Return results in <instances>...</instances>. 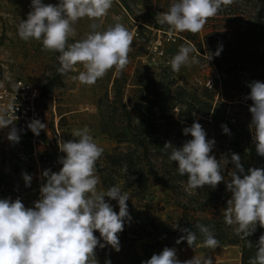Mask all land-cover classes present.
I'll use <instances>...</instances> for the list:
<instances>
[{
    "label": "clouds",
    "instance_id": "9594fccd",
    "mask_svg": "<svg viewBox=\"0 0 264 264\" xmlns=\"http://www.w3.org/2000/svg\"><path fill=\"white\" fill-rule=\"evenodd\" d=\"M113 0H59L57 4H45L42 0H31V11L18 25V35L24 41L36 40L42 49L59 53L57 72L65 75L83 70L72 77L83 85H94L108 71L115 69L120 74L129 63L128 54L134 35L122 23H115L103 31L98 25H90L91 31L82 39L68 44L75 35L73 25L82 18L101 21L112 7ZM233 0H173L167 12L156 16V23L167 25L169 36L174 32L197 34L203 30L209 18L215 17L222 7L231 5ZM222 48L214 54L207 53L210 61L219 56ZM196 49L181 45L171 59L172 71L179 72L182 66H191L200 61L192 55ZM246 99L251 100L249 130L256 152L264 157V82L251 81ZM7 112L0 111V129L13 125ZM27 127L36 136L46 125L39 119L31 120ZM224 134L231 135L227 125H221ZM185 136L192 138L176 147L166 142L170 150L169 159L176 162L178 174L187 177L190 189L208 186L215 189L222 181L231 193L223 211V220L233 227L234 234L247 241V247H255V256L248 264H264V234L253 243L246 238L253 235L257 225L264 228V169L250 167L245 171L237 153L222 154L218 160L213 155L216 141L207 139L202 125L193 122L183 128ZM75 139L59 141L64 155L58 159L62 165L58 172L51 169L42 171L40 197L33 207H25L19 197L0 199V264H98L96 249L110 246L116 252L120 249L118 234L124 230L125 222L131 220L127 201L129 195L121 188L112 186L98 191L100 178L96 175V163L103 154L87 127L74 130ZM7 139L19 143L20 135L13 126ZM229 164L233 170L225 181L224 172ZM25 187H31L32 176L22 173ZM118 203V213L110 202ZM179 228L178 225L173 226ZM202 238V247L215 250L220 247L211 226L197 224ZM99 232V238L94 234ZM182 235L176 244L186 241L188 247L197 246V232L190 228H179ZM101 240L103 243H101ZM105 264H111L106 260ZM141 264H214L211 256L194 255L181 261L174 247H164L159 254H153Z\"/></svg>",
    "mask_w": 264,
    "mask_h": 264
},
{
    "label": "rangeland",
    "instance_id": "374dc122",
    "mask_svg": "<svg viewBox=\"0 0 264 264\" xmlns=\"http://www.w3.org/2000/svg\"><path fill=\"white\" fill-rule=\"evenodd\" d=\"M149 1L123 0L121 2L120 0H113L112 7L107 15L102 18V22L93 21L87 17L78 20L73 25L75 35L69 37L68 44L82 39L91 31L90 25L93 23L98 25V31H103L117 22L122 23L133 33L135 47L144 46L145 48V54L139 58L135 59L133 56L128 55L129 63L123 73L128 74L130 77L133 64L140 62L149 69H166L179 86L187 89L197 87L209 89L206 84L211 79L214 86L209 90L214 93L216 99L224 103L220 111L231 118L230 123H234L233 120L238 119L246 124L250 140L247 155L251 159L254 158L257 152L252 133L249 130L251 113L248 110L249 106L246 104L248 102L246 97L250 92L248 84L251 79L249 75L243 73L237 80H227L215 68L213 63L207 60L205 55L198 52L195 44L202 42L204 34L209 31L210 22L207 21L203 30L199 33H189L190 37H194V42L186 39V32H174L169 36L167 25L157 24L156 17L149 18L152 13L147 10ZM42 2L57 4L59 0H42ZM151 2L157 10H160L158 14L167 12L171 4L170 1L168 3V0H151ZM124 3L128 5L129 9H124ZM30 4L31 0H0V87L11 89L16 80H21L39 89L40 96L37 107L40 110L41 122L46 125V128L40 132V137L44 143L43 156L47 157L45 161L48 162L45 169L58 172L62 167L58 163V159L64 155L59 150L58 142L75 139L71 133L76 129L87 127L95 141L104 150L96 163V175L100 178L97 190L106 191L102 186L103 178L107 180L108 188L117 186L122 190V180L108 173V171L100 172V168L106 165L104 156L112 153L118 147L113 139L102 132L106 121L104 115H106L107 108L102 109L101 107L100 109L98 103V99L105 94L108 95L109 99L112 96V84L109 79L115 69L108 71L94 85L88 86L72 79L73 76L78 75L79 71L83 70L81 65H77L76 71L65 75L60 74V84H56L49 93L43 92L46 79L58 73L59 53L43 50L40 41H24L19 37L18 25L21 20L27 18V14L31 11ZM228 6L222 7L221 10ZM232 7L239 12H244L249 10L250 5L238 0L232 4ZM217 24L224 26L222 22ZM140 25L145 26V29H140ZM181 45L194 47L196 52L192 55H195L200 62L191 66H182L179 72H174L171 69L170 61L178 53ZM231 47L233 46L231 45ZM127 83H129V79ZM127 88L126 90H129ZM126 93L127 91H125ZM201 125L206 132V138L216 141L212 154L218 160L224 154L223 150L232 141L234 135L232 130H235L238 135L240 134L239 130L234 128L230 131L231 135H228L224 134L221 129H215L206 124ZM7 135V128L0 129V199H12L14 188H26L22 178V173H25L24 167L18 164L15 155L18 150L27 153L30 146L28 141L25 140L13 144L7 139ZM239 138L242 139V136L239 135ZM229 173L230 171L226 168L223 173L225 181L230 179ZM218 186V194L222 195L227 202L231 193L226 190V184L222 181ZM122 192H126L130 197L127 204H130L128 211L131 220L140 217L142 225L138 228L129 227L131 220L126 221L124 230L118 234L120 243L126 240L153 241L157 235L170 234L177 230L173 226L179 222L181 211L175 207L170 193L164 191L162 187L152 185L150 192L143 200L132 197L129 189L122 190ZM105 200L110 202L114 211L118 213L117 201L110 200L108 197H105ZM25 207L32 206L26 204ZM213 212L215 211L208 207L204 216L211 218ZM95 235L99 238L98 231L95 232ZM101 243H103L102 240Z\"/></svg>",
    "mask_w": 264,
    "mask_h": 264
},
{
    "label": "trees",
    "instance_id": "16d2710c",
    "mask_svg": "<svg viewBox=\"0 0 264 264\" xmlns=\"http://www.w3.org/2000/svg\"><path fill=\"white\" fill-rule=\"evenodd\" d=\"M237 1L233 0V3ZM241 1L250 5L248 11L239 12L232 7L233 3L220 10L215 17L208 19L211 23L209 31L195 46L205 56L222 48L220 55H213L210 61L225 79L237 80L245 73L251 81L264 82V0ZM123 7L129 9L125 3ZM147 7L152 12L150 19L160 12L151 0ZM218 22L224 23V26L218 25ZM139 28L144 30L145 26L140 25ZM185 35L187 40L194 42L189 32ZM144 49V46L136 48L132 43L128 55L139 58L145 54ZM109 80L112 96L109 99L105 94L98 99V103L100 109L107 108L102 132L118 147L104 156L106 165L100 168V172L108 171L122 180V190L129 189L130 195L138 200L144 199L152 185H159L170 193L175 207L181 211L177 225L197 232V244L202 238L196 225L211 226L220 245L237 246L241 255L240 264H248L256 249L247 247V241L236 236L233 227L224 223L226 201L218 194L219 186L215 189L208 186L195 190L188 188L187 177L178 174L176 162L169 159L170 150L164 148L166 142L180 147L184 141L191 139L182 130L194 121L221 130V125H227L230 131L232 128L239 130L242 139L232 130V141L223 153L229 158L231 153L239 154L246 172L250 167L264 169V157L256 154L251 159L247 155L250 140L246 124L234 118V123H230L231 118L220 111L224 103L216 99L212 91L205 87L187 89L179 86L166 69H149L136 62L130 77L123 72H114ZM56 84H60L59 73L46 79L43 92L49 93ZM251 103V100L246 102L248 106ZM233 167L229 164L227 169L231 172ZM107 183L103 178L105 190L108 189ZM127 205L129 209L130 204ZM208 207L215 211L211 218L204 216ZM179 228L172 233L180 232ZM261 234H264V228L257 225L255 233L246 239L255 245Z\"/></svg>",
    "mask_w": 264,
    "mask_h": 264
},
{
    "label": "built area",
    "instance_id": "2783aa9c",
    "mask_svg": "<svg viewBox=\"0 0 264 264\" xmlns=\"http://www.w3.org/2000/svg\"><path fill=\"white\" fill-rule=\"evenodd\" d=\"M206 85L211 89L214 86V82L210 79ZM39 96L40 91L38 88L32 87L21 80H16L11 89L0 87V111L7 112L14 121L13 125L7 127L8 132L14 126L20 135V141H28V145L30 146L27 153L18 150L15 158L18 164L24 167V172L32 176L31 187H26L25 189L14 188L12 200L19 197L24 205L27 204L32 207L33 202L40 197L39 188L45 182L40 176L48 165V162L45 161L47 157L43 156L42 148L44 147V143L40 134L39 136L34 135L27 127L28 123L33 119L41 121L40 110L37 107ZM55 132L57 133L56 127ZM141 225L140 217H136L130 221L129 227L138 228Z\"/></svg>",
    "mask_w": 264,
    "mask_h": 264
},
{
    "label": "crops",
    "instance_id": "0c3cea01",
    "mask_svg": "<svg viewBox=\"0 0 264 264\" xmlns=\"http://www.w3.org/2000/svg\"><path fill=\"white\" fill-rule=\"evenodd\" d=\"M95 234V233H94ZM182 235L181 232L160 234L153 241L148 240H126L120 243V251L116 252L110 246L103 249L97 247L96 259L98 264H105L111 260V264H141L153 254H159L164 247L177 249L178 258L181 261L191 259L194 255L212 257L214 264H240L241 255L237 246L220 245L215 250L206 249L198 243L196 247L190 248L187 242L176 244V240Z\"/></svg>",
    "mask_w": 264,
    "mask_h": 264
}]
</instances>
